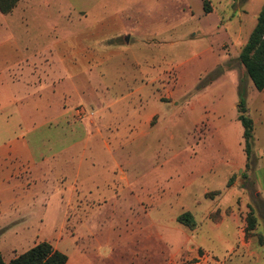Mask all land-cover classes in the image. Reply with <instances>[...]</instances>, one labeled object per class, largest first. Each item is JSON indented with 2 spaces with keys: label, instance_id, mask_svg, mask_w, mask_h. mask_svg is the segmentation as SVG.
I'll return each mask as SVG.
<instances>
[{
  "label": "crops",
  "instance_id": "1",
  "mask_svg": "<svg viewBox=\"0 0 264 264\" xmlns=\"http://www.w3.org/2000/svg\"><path fill=\"white\" fill-rule=\"evenodd\" d=\"M19 4L27 5L28 0H20L13 11ZM214 12L210 4L209 13ZM57 13L64 16L66 12L59 9ZM215 29L223 34L243 31L235 26ZM102 34V30L82 29L52 44L57 55L0 62V205L9 202L8 210L0 209V235L24 219V210L39 206L45 211L54 197L59 208L65 202L69 209L76 201L80 209L85 202H94L96 209L113 202L118 219H91L80 212L72 219L64 213L63 231L55 238H36L30 248L48 242L66 255V264H120L110 249L124 247L131 256L139 250L145 257L143 264H264L263 219H258L251 237L245 236L250 209L259 217L264 213V153L251 155L254 167H247L249 161L242 152L226 162L224 170L205 164L197 173L184 172L182 160L180 168L170 164L179 156L173 154L155 163L142 184L134 185L130 153L164 120L159 110L164 101L146 85L114 89L120 77L105 72L102 66L107 61L89 51L88 43ZM229 47L228 59L238 58L240 52L231 54ZM13 67L18 76L11 74ZM245 102L253 142H257L264 138V89L247 94ZM79 105L88 106L94 118L78 124V139L56 152L42 151L39 146L32 152L29 137L40 138L38 145L44 142L41 134L49 135L64 125L66 116ZM247 176H254V203ZM197 177L205 178L203 182L218 181L222 188L203 185L197 198L192 195ZM213 192H220L214 201L208 197ZM207 200L210 205L201 207ZM216 204L222 209L219 216L209 210ZM186 212L193 216V229L177 221ZM206 241L217 243L222 253L206 247ZM103 246L110 250L109 256L94 257Z\"/></svg>",
  "mask_w": 264,
  "mask_h": 264
},
{
  "label": "rangeland",
  "instance_id": "2",
  "mask_svg": "<svg viewBox=\"0 0 264 264\" xmlns=\"http://www.w3.org/2000/svg\"><path fill=\"white\" fill-rule=\"evenodd\" d=\"M232 1L28 0L27 5L19 4L11 14H0V62L8 58L19 62L21 59L57 55L52 51V44L60 38L82 29L90 32L102 30L100 38L88 43L89 51H95L107 61L102 66L105 72H113L120 77L118 87L114 89L127 90L146 85L164 101L162 106L159 104L164 122L152 131L147 140L136 144L130 153L134 185L142 184L155 163H162L164 158L168 160L173 154L179 156L170 164L180 168L182 160L184 172L197 173L198 168L205 164L224 170L226 162L230 163L231 158L235 159L243 152V130L235 119L239 100L236 90L237 93L244 91L246 96L256 94L238 58L228 59L226 53L229 44L232 45L229 47L231 54L241 52L264 6V0ZM210 4L215 14L204 9L206 7L210 12ZM59 9L66 12L64 16L57 13ZM229 24L242 27L243 31L223 34L215 29L223 26L228 29ZM58 50L62 52L63 49ZM12 69L11 74L18 76L16 67ZM130 75L134 80H128ZM77 107L90 109L86 105L74 108ZM73 109L63 121L64 125L56 126L49 135L46 132L41 134L44 142L38 145L40 138L29 137L32 152H36L38 146L42 151L56 152L73 139H78V124L94 117L76 121ZM196 121L199 123L192 126ZM254 152L264 153V138L253 142L252 154ZM248 161L247 167H254V161L250 158ZM247 177L250 178L247 186L254 203V176ZM204 180L197 177L192 187L195 189L192 195L197 198L203 185L222 188L218 181ZM219 194L209 193L208 197L214 201ZM210 200L203 202L201 207H208ZM61 203L63 207L59 208L60 202L54 197L45 211L39 206L24 210L21 214L24 219L0 235L3 260L24 253L36 238L59 235L63 231L64 213L72 219L79 212L86 218L91 216V219L95 216L98 219H118L117 208L111 205L113 202L99 209L91 201L85 202L81 209L78 201L70 209L65 202ZM8 205L6 201L0 209L8 210ZM217 206L209 207L211 215H220L222 209ZM250 211L255 219L254 231L259 226L258 219H263L264 227V213L259 217L257 211ZM15 220L7 219L6 222ZM108 224L104 227L107 228ZM205 246L217 254L222 253L217 243L206 241ZM110 250L103 246L93 256L103 259L110 254L120 264L145 262L138 249L133 256L125 247Z\"/></svg>",
  "mask_w": 264,
  "mask_h": 264
},
{
  "label": "trees",
  "instance_id": "3",
  "mask_svg": "<svg viewBox=\"0 0 264 264\" xmlns=\"http://www.w3.org/2000/svg\"><path fill=\"white\" fill-rule=\"evenodd\" d=\"M19 1L0 0V14H10ZM204 9L209 13L206 7ZM238 62L244 69L253 88L257 92H261L264 89V6L260 10L256 24L238 56ZM245 96L244 91L238 93L239 100L236 110L237 121L240 122L243 130V152L247 160H249L253 149V127L246 108ZM177 221L189 229L195 228L193 216L189 212L178 216ZM255 227V219L250 211L246 216L245 236L251 237ZM66 262V255L54 250L48 242L35 245L26 252L15 256L7 263L3 260L0 252V264H66Z\"/></svg>",
  "mask_w": 264,
  "mask_h": 264
},
{
  "label": "built area",
  "instance_id": "4",
  "mask_svg": "<svg viewBox=\"0 0 264 264\" xmlns=\"http://www.w3.org/2000/svg\"><path fill=\"white\" fill-rule=\"evenodd\" d=\"M73 116L76 121H83L85 119H92L94 117V112L91 109L77 107L73 109Z\"/></svg>",
  "mask_w": 264,
  "mask_h": 264
}]
</instances>
